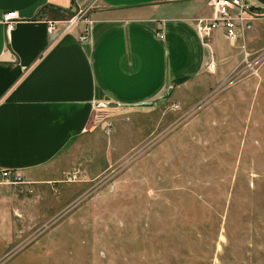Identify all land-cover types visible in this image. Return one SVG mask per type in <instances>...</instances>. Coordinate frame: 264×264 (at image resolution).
Here are the masks:
<instances>
[{"label":"rangeland","instance_id":"rangeland-1","mask_svg":"<svg viewBox=\"0 0 264 264\" xmlns=\"http://www.w3.org/2000/svg\"><path fill=\"white\" fill-rule=\"evenodd\" d=\"M260 24L255 41L243 42L252 27L240 38L254 74L230 73L190 103H157L108 136L98 128L111 149L94 161L97 175L65 176L54 214L14 212L0 264H264Z\"/></svg>","mask_w":264,"mask_h":264},{"label":"crops","instance_id":"crops-1","mask_svg":"<svg viewBox=\"0 0 264 264\" xmlns=\"http://www.w3.org/2000/svg\"><path fill=\"white\" fill-rule=\"evenodd\" d=\"M242 1L262 8L264 19V0ZM13 11L17 20L6 35L1 17ZM78 11L88 24L47 33V21ZM210 16L208 0H0V169L18 171L24 181L0 182V240L9 239L14 212L33 209L29 216L42 217L64 206L55 193L66 174L97 175L94 161L111 149L97 133L104 135L101 121L111 124L108 136L114 123L119 128L163 101L190 103L233 72L242 40L231 46L220 29L200 37L194 19ZM263 19L243 42L255 41ZM104 99L117 107L99 106Z\"/></svg>","mask_w":264,"mask_h":264},{"label":"built area","instance_id":"built-area-1","mask_svg":"<svg viewBox=\"0 0 264 264\" xmlns=\"http://www.w3.org/2000/svg\"><path fill=\"white\" fill-rule=\"evenodd\" d=\"M208 3L211 7L210 18L194 19L195 30L200 37H208L212 31L220 29L227 43L232 46L238 38L242 37L245 31L251 29L256 14L249 12L246 9L247 5L242 0H208ZM16 20L17 16L14 11L2 14L1 24L6 35L13 29ZM80 20H84L85 23L88 24V21L83 17V13L78 11L65 21H47L46 31L48 34H51L56 30L57 35H63L72 25ZM56 24L61 25L59 29L55 28ZM85 37L86 29L80 34L78 40L83 41ZM214 66V62L209 61L206 69L212 71ZM242 72L243 74L247 73L252 75L255 73V66L250 54L247 53L241 45V61L239 66L235 68L231 74L237 76ZM100 128L102 132L107 135L111 130V124L107 121H101ZM80 178L82 179L79 180ZM83 179V174L78 170H73L65 177V181L68 183L79 182ZM0 182L7 185L24 184L23 178L18 171L7 169H0Z\"/></svg>","mask_w":264,"mask_h":264},{"label":"water","instance_id":"water-1","mask_svg":"<svg viewBox=\"0 0 264 264\" xmlns=\"http://www.w3.org/2000/svg\"><path fill=\"white\" fill-rule=\"evenodd\" d=\"M246 9L251 13H261L263 11L262 8L254 7V6H247ZM104 101H105V103H101V104H99V106L104 107V108H115V107H117V104L107 102L106 99H104Z\"/></svg>","mask_w":264,"mask_h":264},{"label":"trees","instance_id":"trees-1","mask_svg":"<svg viewBox=\"0 0 264 264\" xmlns=\"http://www.w3.org/2000/svg\"><path fill=\"white\" fill-rule=\"evenodd\" d=\"M219 260H221V258L219 257Z\"/></svg>","mask_w":264,"mask_h":264}]
</instances>
